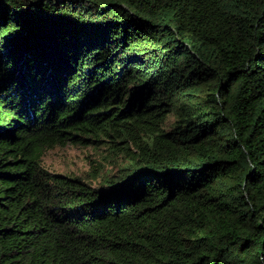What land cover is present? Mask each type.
Wrapping results in <instances>:
<instances>
[{
  "label": "trees",
  "instance_id": "trees-1",
  "mask_svg": "<svg viewBox=\"0 0 264 264\" xmlns=\"http://www.w3.org/2000/svg\"><path fill=\"white\" fill-rule=\"evenodd\" d=\"M0 264H264V0H0Z\"/></svg>",
  "mask_w": 264,
  "mask_h": 264
},
{
  "label": "rangeland",
  "instance_id": "rangeland-1",
  "mask_svg": "<svg viewBox=\"0 0 264 264\" xmlns=\"http://www.w3.org/2000/svg\"><path fill=\"white\" fill-rule=\"evenodd\" d=\"M174 120L169 116L167 123ZM125 162V157L115 153L105 144L102 145H73L57 146L48 150L42 164L53 172H60L74 176H81L97 183L96 175L117 173L119 167Z\"/></svg>",
  "mask_w": 264,
  "mask_h": 264
}]
</instances>
